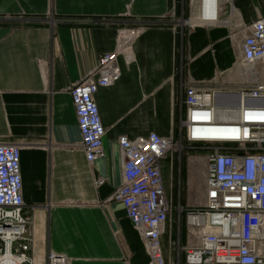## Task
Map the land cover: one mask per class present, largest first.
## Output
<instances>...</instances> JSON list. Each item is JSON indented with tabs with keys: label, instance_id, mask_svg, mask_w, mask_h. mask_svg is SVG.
<instances>
[{
	"label": "crops",
	"instance_id": "0c3cea01",
	"mask_svg": "<svg viewBox=\"0 0 264 264\" xmlns=\"http://www.w3.org/2000/svg\"><path fill=\"white\" fill-rule=\"evenodd\" d=\"M170 13L181 17L185 33ZM261 17L264 0L219 2L215 19L202 17L200 0H0V140L23 146L36 261L55 252L74 264H149L124 206L110 199L122 182L118 139L169 136L183 117L182 84L237 87L238 39ZM140 26L130 59L118 58L120 80L96 94L104 155L89 164L69 89L115 49L119 29ZM171 221L164 257L183 263Z\"/></svg>",
	"mask_w": 264,
	"mask_h": 264
},
{
	"label": "built area",
	"instance_id": "2783aa9c",
	"mask_svg": "<svg viewBox=\"0 0 264 264\" xmlns=\"http://www.w3.org/2000/svg\"><path fill=\"white\" fill-rule=\"evenodd\" d=\"M200 1L202 17L215 19L219 2L230 0ZM144 31L142 26L119 29L115 49L102 54L96 67L69 89L89 164L104 155L106 129L96 94L120 80L118 58L130 59L132 45ZM237 45L242 68L237 87L182 84L184 113L177 131L118 139L122 182L110 199L124 206L149 264H264V17L241 32ZM226 112L230 117L223 116ZM182 141L212 151L204 159L203 201L175 208L185 222L183 228L180 219L176 222L178 239L173 242L184 255L183 263H168L162 237L174 204L167 194L163 162L182 151ZM22 148L21 143L0 140V264H74L64 254L49 252L38 262L30 253L33 234L22 193ZM95 183L102 185L104 179Z\"/></svg>",
	"mask_w": 264,
	"mask_h": 264
},
{
	"label": "rangeland",
	"instance_id": "374dc122",
	"mask_svg": "<svg viewBox=\"0 0 264 264\" xmlns=\"http://www.w3.org/2000/svg\"><path fill=\"white\" fill-rule=\"evenodd\" d=\"M173 21V25L179 29H183L185 33V25L181 17L170 13L168 16ZM181 31V30H180ZM252 78V77H251ZM183 90V89H182ZM183 92V91H182ZM182 100L178 101L177 108L181 107ZM177 119V118H176ZM179 120V119H178ZM179 121H176L177 126ZM173 130H177L173 129ZM182 151L173 152L164 164V182L168 197L172 199L174 211L172 213L171 222L176 225L178 219L182 221L183 214L180 215L175 211L179 206L186 208L201 204L204 195V174H205V157L211 153L210 146L192 147L185 141H182ZM185 168L186 178L181 177L182 168Z\"/></svg>",
	"mask_w": 264,
	"mask_h": 264
},
{
	"label": "trees",
	"instance_id": "16d2710c",
	"mask_svg": "<svg viewBox=\"0 0 264 264\" xmlns=\"http://www.w3.org/2000/svg\"><path fill=\"white\" fill-rule=\"evenodd\" d=\"M181 177L183 180H185V178H186V171H185L184 167L182 168V171H181ZM184 224H185L184 217H182V228L184 227Z\"/></svg>",
	"mask_w": 264,
	"mask_h": 264
},
{
	"label": "bare ground",
	"instance_id": "6f19581e",
	"mask_svg": "<svg viewBox=\"0 0 264 264\" xmlns=\"http://www.w3.org/2000/svg\"><path fill=\"white\" fill-rule=\"evenodd\" d=\"M251 75H249V79H251ZM231 100L233 101V102H236V101H238V98H236V97H233V98H231ZM230 115H231V113L230 112H226V113H224V117H230Z\"/></svg>",
	"mask_w": 264,
	"mask_h": 264
}]
</instances>
